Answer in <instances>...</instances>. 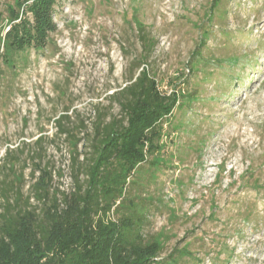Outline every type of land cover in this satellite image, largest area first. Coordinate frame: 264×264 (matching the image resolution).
Listing matches in <instances>:
<instances>
[{
  "label": "rangeland",
  "instance_id": "obj_1",
  "mask_svg": "<svg viewBox=\"0 0 264 264\" xmlns=\"http://www.w3.org/2000/svg\"><path fill=\"white\" fill-rule=\"evenodd\" d=\"M52 21L43 45L15 52L13 65L0 56V180L14 209L42 217L50 196L32 187L42 170L49 195L83 182L97 114L120 116L109 95L146 65L180 105L148 156L165 162L134 173L108 218L135 214L143 242H161L157 264H264V0H56ZM138 24L155 46L136 67ZM22 249L25 262L52 256Z\"/></svg>",
  "mask_w": 264,
  "mask_h": 264
},
{
  "label": "trees",
  "instance_id": "obj_2",
  "mask_svg": "<svg viewBox=\"0 0 264 264\" xmlns=\"http://www.w3.org/2000/svg\"><path fill=\"white\" fill-rule=\"evenodd\" d=\"M55 1L5 2L0 19L3 20L4 13L7 28L0 36V56L7 66L13 65L15 52L30 45L44 44L49 31L54 29ZM137 30L141 60H137L136 67L147 60L155 46L141 24ZM145 67L132 73L125 85L109 95L120 116L97 114L92 124L89 150L83 156V182L74 176L72 189L49 195V174L41 171L42 175L32 185L37 199L50 196L41 218L31 210L14 209L9 196L10 184L0 180V264L158 263L154 258L160 253L161 242L157 238L143 242L140 219L135 214L117 221L108 218L112 206L122 207L120 204L125 202L127 187L135 184L134 180L130 181L134 173L138 175L144 164H148L152 174L165 162L159 155L152 160H148V156L162 149L159 141L165 131L164 125L169 124L173 109L180 105L181 92L160 91L158 82ZM64 118H68L66 112L55 121L60 133H67L62 123ZM72 153L75 154L72 163L77 162V153ZM14 159L13 151L7 150L5 163L10 167ZM25 241L34 246L30 257L42 255L44 250L52 252V256L44 263L39 259L25 262L22 249Z\"/></svg>",
  "mask_w": 264,
  "mask_h": 264
}]
</instances>
